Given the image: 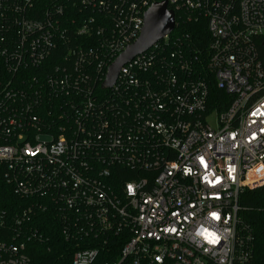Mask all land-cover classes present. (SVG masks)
<instances>
[{"label":"built area","instance_id":"obj_1","mask_svg":"<svg viewBox=\"0 0 264 264\" xmlns=\"http://www.w3.org/2000/svg\"><path fill=\"white\" fill-rule=\"evenodd\" d=\"M161 1L174 27L176 12L204 21L205 52L186 58L170 32L101 87ZM71 12L78 35L110 34L74 48L70 69L38 76ZM0 163L13 193L33 199L23 216L54 209L73 252L52 264H257L264 0H0ZM249 190L261 206L245 202ZM10 225L0 214V264H30Z\"/></svg>","mask_w":264,"mask_h":264},{"label":"trees","instance_id":"obj_2","mask_svg":"<svg viewBox=\"0 0 264 264\" xmlns=\"http://www.w3.org/2000/svg\"><path fill=\"white\" fill-rule=\"evenodd\" d=\"M92 14L90 9H88L84 12V17L87 18V16H92ZM75 15L76 13L73 12V21L69 18H59L58 22L60 26L66 27L67 32H57L53 52L43 60L39 69H32V72L39 73L38 76L43 77V70L46 67L48 68V72H53V70H55L54 68L61 70L63 66L70 69L75 59V55L71 53L74 48L77 46L97 45L98 42L104 40L106 34H110V32H104L102 37L78 35L77 32H73V28L80 24L81 17ZM178 16L179 14L176 12L175 20L177 25H175L169 36L178 37L181 40L182 51L186 58H189L193 53L199 51L205 52L209 37L205 29L204 21L198 20L181 23ZM45 72H47V70ZM217 92L219 91L211 85V93L216 94ZM62 99L63 97L60 96L52 97L50 108L57 110L58 103H60ZM43 111L45 110L42 109L41 115H39L41 119H44L42 116L46 115ZM4 171L5 165L0 163V214H2V218L5 221L11 223L10 228H12V231L19 233L16 240L24 242L30 257V264H52L58 260L60 257L59 255L63 252V248L66 256L71 254L73 252V247L60 235L61 226L54 215V209L48 208L43 211L34 210L23 216L22 211L25 210L27 206L33 204V199L20 198L15 195L11 186L4 181ZM125 179H128V177L125 178L124 176L118 181L122 182ZM244 195L245 202L248 205L261 206L259 205L260 202L257 201L258 199L260 200L262 195L261 190H249L246 191ZM256 203L257 205H254ZM15 215H18L21 220L19 225L14 223L13 217L15 219ZM249 216L253 220L252 224L256 232L254 251L255 262L257 264H264V210H253L249 213Z\"/></svg>","mask_w":264,"mask_h":264},{"label":"water","instance_id":"obj_3","mask_svg":"<svg viewBox=\"0 0 264 264\" xmlns=\"http://www.w3.org/2000/svg\"><path fill=\"white\" fill-rule=\"evenodd\" d=\"M174 27V14L166 2L153 3L143 14V25L137 38L130 43L108 66L101 87L111 86L120 68L134 56L146 51L157 40L169 34Z\"/></svg>","mask_w":264,"mask_h":264},{"label":"rangeland","instance_id":"obj_4","mask_svg":"<svg viewBox=\"0 0 264 264\" xmlns=\"http://www.w3.org/2000/svg\"><path fill=\"white\" fill-rule=\"evenodd\" d=\"M211 125H213V120L211 119V122H210Z\"/></svg>","mask_w":264,"mask_h":264},{"label":"snow or ice","instance_id":"obj_5","mask_svg":"<svg viewBox=\"0 0 264 264\" xmlns=\"http://www.w3.org/2000/svg\"><path fill=\"white\" fill-rule=\"evenodd\" d=\"M212 215L215 216V213H213Z\"/></svg>","mask_w":264,"mask_h":264}]
</instances>
